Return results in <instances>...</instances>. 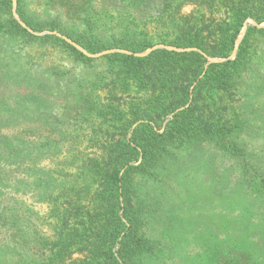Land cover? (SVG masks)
Wrapping results in <instances>:
<instances>
[{
    "label": "trees",
    "instance_id": "obj_1",
    "mask_svg": "<svg viewBox=\"0 0 264 264\" xmlns=\"http://www.w3.org/2000/svg\"><path fill=\"white\" fill-rule=\"evenodd\" d=\"M177 1L0 0V42L4 39L9 45L24 43L31 48L46 44L53 49L45 48L52 55L68 57L92 70L100 61L106 67L105 72L96 73L90 87L82 88L86 97L84 94L79 99L82 119L86 115V123L99 122V128L93 129V145L102 155L79 158L78 164L71 162L69 167L76 170L75 174L65 176L46 171L40 163L44 156L56 157L61 149L58 146L65 142L39 137L35 147L30 148V127L14 124L23 120L26 111L13 109L9 104L15 81L9 85L12 81L4 75L22 74L24 60L31 62L34 55L28 51L16 58L15 69H0V264H52L78 243L108 264H120V260L134 264L128 256H156L157 244L159 252H168L172 260L183 247L198 248L196 254L188 255L186 264H264V164L229 138L244 129L237 114L235 87L247 57L258 54L251 49L258 48L264 40V0H196L208 10L199 9L188 17L179 14L180 2L193 0ZM35 7L44 10L43 16H33ZM172 8L178 13H169ZM114 12L126 16L125 27V22L111 27L109 18ZM138 12L142 14L134 17ZM153 18L167 29L162 33L165 39L158 43L148 39L141 29ZM248 21L256 25H249L237 47ZM30 30L50 33L38 36ZM162 43L185 51L159 49L144 57L136 56ZM113 51L131 55L103 54ZM235 51L237 58L233 60ZM100 54L103 55L97 57ZM210 59L222 62L211 63ZM261 59L264 62V57ZM130 82L149 94L150 99L146 105L126 111L116 93ZM112 86L114 91L109 90ZM106 88L112 101L120 105L98 101L97 92ZM6 129L15 132L4 133ZM109 129L121 136L114 147V133ZM189 143L216 150L217 154L206 156V165L213 171L210 176L219 187L221 201L218 205L210 201L214 183L207 191L208 201L201 218L188 221L174 213L170 222L164 221L157 241H153L150 233L158 230L150 216L158 210L135 202V193L145 176L155 181L160 175L155 171L179 168L177 155ZM173 154L177 155L171 157ZM219 157L222 163L229 160L243 166L238 180L231 181L228 170L214 176L215 172L220 174ZM14 167L22 170L23 179L19 175L13 179ZM28 190L38 199H51L53 204L65 200L63 205L53 206L61 221L56 241L44 239L38 231L26 232L28 209L13 197L27 194ZM59 207L62 210L58 211ZM19 234L25 236L26 250L31 245L39 249L50 247L55 258L41 262L28 255L14 257L10 245L13 236ZM26 250L22 254H27Z\"/></svg>",
    "mask_w": 264,
    "mask_h": 264
},
{
    "label": "rangeland",
    "instance_id": "obj_2",
    "mask_svg": "<svg viewBox=\"0 0 264 264\" xmlns=\"http://www.w3.org/2000/svg\"><path fill=\"white\" fill-rule=\"evenodd\" d=\"M179 1L180 0L176 3H179ZM180 3L182 7L179 14L183 17H188L196 13L199 9L204 11L208 10L207 6L200 4V1L193 0L187 1L186 4L185 2ZM35 8L37 12L33 14V16H43L42 13H44V10L42 8ZM168 12L172 13L177 11L172 8ZM153 13H155V11H153ZM53 14L54 12H52V15ZM141 14V12L135 13L134 17H139ZM208 16L210 15L208 14ZM125 18V15L120 16L118 13L114 12L109 18L111 27L117 28L116 23L120 22H125L123 25V27H125L128 24ZM155 20L156 19L153 18L150 19L146 25L142 24L141 29H144L148 34V39H153L154 42L158 43L160 39H165L162 33L167 31V29H165L166 26L164 23H156ZM249 25L255 26L256 24L253 21H248V24L238 37L237 47L242 43L249 29ZM169 31L171 32L172 30L169 29ZM30 32L38 36H44L50 33H34L31 30ZM113 32L115 33L116 31ZM34 45L33 48L24 43L9 45L4 39L0 42V69L2 71H5V67H9L11 70L15 69L16 64L14 63L16 58L24 56L23 54L26 52L29 51L34 55L33 61L29 62V59L24 60L22 64L24 72L22 74L14 76L11 75V73H7L4 75V77H9L11 79L10 81L12 82L9 83V85L14 83V81L16 83L11 87L12 101L9 104L13 106V109L26 111L23 120H16L14 124L18 125L20 123H25L24 127H30L31 131L27 137L30 148L35 147V142H37L36 139L38 140L39 137H43V139H47L54 143L64 141L65 144L62 142V144L58 146L61 149L56 157H42L40 161L41 167L45 168L48 172L55 171L59 175H74L76 170L73 169V167H69L71 162H76V164H78L79 162L77 159L79 158H95L98 155H102V151L93 145V142L96 140V138H94L96 134L93 133V129L99 128V122L97 125L93 124V122L86 123L85 120L88 122L89 119V116L86 115L82 119V114L80 113L81 102L79 99L85 94L82 88L91 86L90 82L96 77V73L98 71H106V67L104 68L103 65L105 63L104 61H100L97 68L92 70L80 62L75 63L68 57L52 55L49 49L47 51L45 50V48H51L47 47L48 45L46 44H40V47L36 44ZM159 49L170 52L175 50L178 52L185 51L166 46V44L162 43L144 53L136 54V56L144 57ZM251 50L252 52L254 50L258 51V54H252L251 59L247 57L246 63L240 68V73L237 77L239 81L236 83V96L234 98V100L236 99L237 101V114L240 116L239 119H241L242 128L244 129L238 131V133H233L229 138L231 141H235L241 145L246 153L253 155L255 161L264 164V62L263 59H261L264 57V40L258 48H253ZM116 52L131 55L130 52L126 51L105 52L103 54ZM237 53V51L234 52L233 60L237 58ZM103 54L97 55V57H101ZM210 62L218 63L222 62V60L210 59ZM15 71H18V68ZM107 83H110V80H108ZM108 89L109 88L99 90L96 94L101 104L110 103L114 99L112 98V94L109 93V90L114 91V87L112 86L109 90ZM116 94H119L121 104L124 106L122 109L126 111L132 107L146 105L150 99L149 94L141 89L138 90L133 82H130L127 88H119ZM84 97H86V94ZM110 104L115 106L120 105L117 101H112ZM109 130L114 133V136L111 137V146L114 147V144L118 142L121 136L118 135L119 132L112 129ZM3 132L12 134L15 131L6 129ZM181 150L182 151H180L178 155H171V157L178 156L177 165L179 168L168 169L162 173L155 171V173L160 174L156 179L157 181H154L151 177L145 176V179L142 180L143 184L141 188L135 193V202L147 205L152 210H158L155 214L151 213L150 216L153 218V221L155 219L153 223H155L156 226L153 225V227H156L158 230L157 233L156 231L150 233V235L154 236L153 241H157L158 235L162 233L164 221L170 222L176 215L174 213H178L182 218H187L188 221L201 218V210L203 207H206L208 201L207 191L214 183L213 196L210 201L213 200L215 205H218L221 201V196L217 192L219 187L216 181L211 179L212 177L210 176L213 171H210L209 169L211 167L206 165V156L208 154L213 155V152L216 153V150L211 147L199 146L197 143H189L185 145V147H182ZM219 159L220 162L217 166H221L218 168L220 174L215 172L214 176L219 177L221 171L224 172V170H228L231 181L238 180L237 177L243 171V166H236L234 161L230 162L229 160L222 163V159L220 157ZM107 171H109V169ZM22 173V170H16L15 167L13 171H11L13 179L18 175L20 178H24V176L21 175ZM28 191L27 194L21 193L13 197L21 204H25L28 209L26 217V225L28 227L26 232L38 231L44 239L56 241L57 230L60 227L61 221L58 220L57 213L54 212L53 206L63 205L65 200H62L58 204H53L51 199H38L32 191ZM60 210L62 209L59 207L58 211ZM74 221L75 220L72 219V222ZM197 230L200 231L199 228ZM24 237L25 236L22 234H19L17 237L13 236L10 250L13 252L14 257L19 258L23 255H28L30 259H40L41 262H48L49 259L55 258V251H52L50 247L39 249L31 245L29 249L26 250L27 245H25L26 240ZM2 239H5V237H2ZM119 247L120 246L116 248V252H118ZM159 249L160 245L157 244L154 248V251H157L156 256L143 254L128 256V258L134 264H186L188 255L196 254L198 251V248L183 247V251L180 255L172 260L168 252L160 253ZM23 250H26L27 254H22ZM57 251L58 250H56V252ZM117 256L120 259L118 253ZM52 264L108 263L101 259H97L95 256L93 257V255L84 249L82 243H78L72 244L71 247L65 251L64 255L56 259ZM120 264L124 263L120 260Z\"/></svg>",
    "mask_w": 264,
    "mask_h": 264
}]
</instances>
